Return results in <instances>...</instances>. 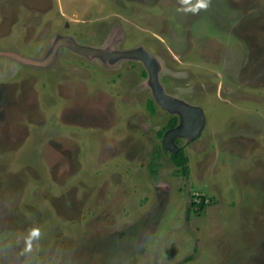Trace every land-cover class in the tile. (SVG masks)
<instances>
[{"label": "rangeland", "instance_id": "obj_1", "mask_svg": "<svg viewBox=\"0 0 264 264\" xmlns=\"http://www.w3.org/2000/svg\"><path fill=\"white\" fill-rule=\"evenodd\" d=\"M0 264H264V0H0Z\"/></svg>", "mask_w": 264, "mask_h": 264}, {"label": "water", "instance_id": "obj_2", "mask_svg": "<svg viewBox=\"0 0 264 264\" xmlns=\"http://www.w3.org/2000/svg\"><path fill=\"white\" fill-rule=\"evenodd\" d=\"M104 54L109 57H140L146 62L150 72L151 81L153 83L154 94L158 102L169 110L179 112L181 114V124L167 130L164 134V144L167 148L172 150V153H175L180 149V147L175 145L174 141L176 137L181 135L197 137L200 134L205 123V117L202 110L196 107H191L180 100L165 95L158 80L157 65L150 55L138 50L118 52L114 54H108V52H105Z\"/></svg>", "mask_w": 264, "mask_h": 264}, {"label": "trees", "instance_id": "obj_3", "mask_svg": "<svg viewBox=\"0 0 264 264\" xmlns=\"http://www.w3.org/2000/svg\"><path fill=\"white\" fill-rule=\"evenodd\" d=\"M178 123V117L173 116L169 123L159 132V136L163 137L164 133L170 129L177 126ZM171 160L172 162L181 169V173L183 175L188 176V163H189V157L186 154L185 148L181 147L177 152L171 154ZM207 202L205 198H202L200 202L192 201V207H198L197 211H203L206 207ZM189 211H191V208H189Z\"/></svg>", "mask_w": 264, "mask_h": 264}, {"label": "clouds", "instance_id": "obj_4", "mask_svg": "<svg viewBox=\"0 0 264 264\" xmlns=\"http://www.w3.org/2000/svg\"><path fill=\"white\" fill-rule=\"evenodd\" d=\"M202 6L206 7L207 5L205 4V5H202Z\"/></svg>", "mask_w": 264, "mask_h": 264}, {"label": "flooded vegetation", "instance_id": "obj_5", "mask_svg": "<svg viewBox=\"0 0 264 264\" xmlns=\"http://www.w3.org/2000/svg\"><path fill=\"white\" fill-rule=\"evenodd\" d=\"M168 123H169V121H168ZM168 123H167V124H168ZM177 126H178V123H177ZM170 129H171V128H170ZM168 130H169V129H168Z\"/></svg>", "mask_w": 264, "mask_h": 264}]
</instances>
